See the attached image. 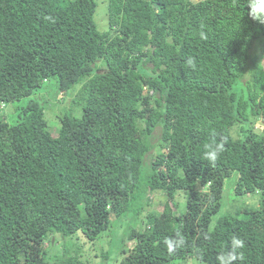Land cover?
<instances>
[{"label":"trees","instance_id":"trees-1","mask_svg":"<svg viewBox=\"0 0 264 264\" xmlns=\"http://www.w3.org/2000/svg\"><path fill=\"white\" fill-rule=\"evenodd\" d=\"M96 10L0 0V105L13 106L0 115V264H90L84 246L106 232L113 264H218L233 236L235 264H264V133L249 125L264 115V22L247 0H108L103 31ZM48 82L76 91L55 135L34 96Z\"/></svg>","mask_w":264,"mask_h":264},{"label":"rangeland","instance_id":"rangeland-1","mask_svg":"<svg viewBox=\"0 0 264 264\" xmlns=\"http://www.w3.org/2000/svg\"><path fill=\"white\" fill-rule=\"evenodd\" d=\"M194 2L200 1V0H192ZM97 2V10L95 13V20L97 22V25L99 26L100 30H105L108 28V0H96ZM260 42H257L256 47H260ZM261 50L258 51V53H260ZM56 87L53 86L52 83L48 82L46 83L45 88L36 93L34 96L38 97V98H42L46 100V106H45V113H46V118L48 120V124H49V128L53 131L54 135L56 134L57 128L60 126V121H59V117L62 115H65L66 113H68V110L70 111L72 105V100L73 97L76 93V91H74L73 93H71V95L69 96H65L63 97L62 95H64V93L59 94L58 92H56L55 90ZM54 98V99H53ZM57 99V100H56ZM13 106H11V104H1L0 105V109H3V112L0 111V115H6V117L8 116V114L13 110L12 109ZM11 110V111H10ZM78 116H81V112L77 114ZM250 127H255L256 131H259V133H264V115H260L256 120L253 119V122L251 124H249ZM239 125L234 126L233 130H232V134L234 136H237L239 133ZM160 131L156 130L155 132V136L156 138L159 137ZM236 179V174H233L231 177H229L228 179H226L225 182V200H224V204H225V209H234L236 206H238L240 204L239 201H237L234 195V181ZM154 203L152 206H150V209H159L162 210L163 206V194L162 192H156L154 195ZM247 198L250 199V201L252 203H257L258 197L256 195H249ZM178 199V198H177ZM184 202L185 199L181 198V205L180 207L176 210L182 211L184 210ZM76 237H74L75 239ZM85 238L82 236H78L77 239H75L77 242H80L82 240H84ZM110 239V235L106 232L104 237L101 240V243L99 244V242L92 244V243H86L84 248H85V252H82L83 256L82 259L84 261H87L90 264H101L102 263H107V264H113L110 263L111 259L115 258L116 253H112L110 255V258L108 260H106L107 258L102 256V252H103V248L100 247V245H103L105 248L108 247V241ZM53 242L56 244V241L54 238H52ZM81 240V241H80ZM61 251H63V248L60 249ZM183 264H207V263H203L200 262L199 260L195 259V258H190L187 261H184Z\"/></svg>","mask_w":264,"mask_h":264},{"label":"clouds","instance_id":"clouds-1","mask_svg":"<svg viewBox=\"0 0 264 264\" xmlns=\"http://www.w3.org/2000/svg\"><path fill=\"white\" fill-rule=\"evenodd\" d=\"M248 16L255 21L264 22V0H247ZM203 33L201 37L203 38ZM190 67H195L194 60H189ZM223 150L222 144H217L214 148L210 146V150L205 152L204 158L211 165H215L219 159L220 153ZM184 239L177 235L175 238H166L165 244L169 254H175L177 249L184 245ZM245 247V241L237 236H233L230 240V249L217 256L218 264H235L238 259H242L238 255V250Z\"/></svg>","mask_w":264,"mask_h":264}]
</instances>
